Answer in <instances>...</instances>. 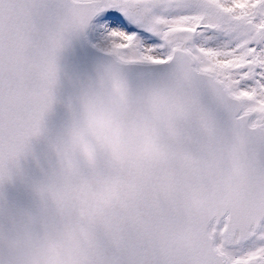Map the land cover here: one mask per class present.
I'll return each mask as SVG.
<instances>
[{
	"label": "snow or ice",
	"instance_id": "snow-or-ice-1",
	"mask_svg": "<svg viewBox=\"0 0 264 264\" xmlns=\"http://www.w3.org/2000/svg\"><path fill=\"white\" fill-rule=\"evenodd\" d=\"M89 30L109 70L60 152L96 169L123 136L137 149L86 210L113 228L88 264H264V0H0V182L41 134L58 54ZM125 78L116 106L104 85ZM41 243H8L0 264Z\"/></svg>",
	"mask_w": 264,
	"mask_h": 264
},
{
	"label": "clouds",
	"instance_id": "clouds-1",
	"mask_svg": "<svg viewBox=\"0 0 264 264\" xmlns=\"http://www.w3.org/2000/svg\"><path fill=\"white\" fill-rule=\"evenodd\" d=\"M109 63L99 67L93 77L84 86L80 99L96 89L106 76ZM125 77L127 70H121ZM127 86V79L120 82L107 80L104 88L118 106L120 88ZM83 113L79 102L70 113L69 123L62 137L51 144L52 165L43 181L36 188L39 207L27 212L23 220L7 234H0V251L8 243L24 236H39L42 243L28 251V264H88L89 253L94 249L97 238L110 239L113 228L98 218L90 217L89 209L102 194L105 183L113 179L121 180L134 170L131 157L137 149V143L128 136L121 138L119 152L124 157L117 159L111 148H105L98 154L99 166L90 169L79 153L66 160L60 152L62 143H67L69 131L74 124L82 123ZM183 153H177L179 160ZM119 233L128 237L129 229L118 226Z\"/></svg>",
	"mask_w": 264,
	"mask_h": 264
},
{
	"label": "water",
	"instance_id": "water-1",
	"mask_svg": "<svg viewBox=\"0 0 264 264\" xmlns=\"http://www.w3.org/2000/svg\"><path fill=\"white\" fill-rule=\"evenodd\" d=\"M89 31L71 37L57 57V81L53 104L45 115L41 134L30 141L26 154L12 168L10 178L0 182V234L9 233L27 212L36 211V188L52 165L51 144L60 139L81 92L108 57L88 40ZM148 70L131 69L127 78L133 86L142 83Z\"/></svg>",
	"mask_w": 264,
	"mask_h": 264
},
{
	"label": "bare ground",
	"instance_id": "bare-ground-1",
	"mask_svg": "<svg viewBox=\"0 0 264 264\" xmlns=\"http://www.w3.org/2000/svg\"><path fill=\"white\" fill-rule=\"evenodd\" d=\"M90 37H89V41L91 42V44H93L97 49H101L102 47V39L100 36L96 35L95 33H93L92 31L90 32ZM101 51V50H100Z\"/></svg>",
	"mask_w": 264,
	"mask_h": 264
}]
</instances>
